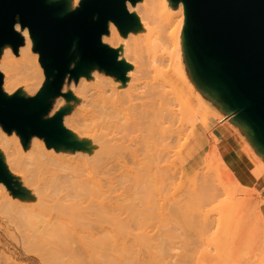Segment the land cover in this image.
Listing matches in <instances>:
<instances>
[{
    "label": "bare ground",
    "instance_id": "bare-ground-1",
    "mask_svg": "<svg viewBox=\"0 0 264 264\" xmlns=\"http://www.w3.org/2000/svg\"><path fill=\"white\" fill-rule=\"evenodd\" d=\"M64 1L67 11L79 2V0ZM179 5L183 12L182 24L179 30L176 27L170 31L166 20L172 11L171 0L134 2L127 0V10L136 18V30L121 32L115 23L110 22L109 33L102 36L104 44L117 47L118 61L124 66L123 73L108 71L107 74L114 75L111 79V75L108 76L105 71L87 72L84 68L79 80L70 84L67 99L61 97L55 100L53 111L51 110L52 113L57 110L62 113L59 129L61 136H66V142H41L40 139L32 141L31 154L22 159V162L25 159L33 161L31 163L25 161L24 166L35 164L34 167L31 165L30 173H26L25 168H23L25 171L22 170V165L12 155L3 153L4 160L0 155L4 165L7 164L15 172L16 182L22 188L17 192L18 194L9 197L10 195L1 185L3 192H0V198H4L6 206L13 208V212L10 210L13 216L9 215L10 217H6L5 220L15 230H21L25 225L31 228L32 234L25 240L26 242L39 246L40 237L46 234L54 242L56 249L59 247L72 254L74 252L72 244L77 242L79 249L86 250L88 222L85 221L91 215L120 213L130 209L132 214L145 213L141 211L143 207L146 208V215L151 213L154 170L160 168L156 165L154 157L156 149L175 154L186 151L189 154L194 149L202 147V138L194 133L200 123L197 109L206 102H212L214 106L215 96L204 89L205 85L200 80L204 79L202 76L194 79L192 83L186 74L185 58L183 59L185 50L182 51V46L179 45L187 44L188 13L184 2H180ZM15 28L24 39L18 55L22 59L20 64L30 63L33 80L24 85L16 83L17 56H14L7 47L0 63V68L4 71L3 88L7 93L18 89L19 93L23 91L26 95L35 94L44 100L47 77H44L38 62L30 58L34 40L28 27H22L17 22ZM204 81L207 82L206 79ZM213 88L215 92L213 94H219L217 88L214 86ZM190 128L191 131H187ZM1 140L5 143L9 142L5 136ZM15 145L22 153L21 146ZM262 146L264 148V144ZM34 172L38 173L41 182L33 183L28 178ZM204 175L197 180V183L196 180L191 181L195 183L193 186L198 185L197 188L194 187L197 191L193 189L190 192L191 189H188L192 188L190 184L187 192L184 191L186 188L182 190L185 194L189 190L188 195L190 194L193 199L189 201L188 195H186L188 198L184 197L185 194L181 195L182 188L175 186L176 188L172 190L179 188L181 194L177 189L178 195H181L182 199L180 197L177 200L179 196L171 191L172 200L171 198L170 200L173 202L176 196V203L180 199L182 201L183 197L186 203L188 200L187 205L184 200L180 201V205L178 203L180 215L187 217L186 222L191 224L194 219L196 223L202 217V220L199 219L202 223L198 221L199 223L196 224L201 225L200 228L205 226L203 227L205 229L203 220L208 216L205 213L203 214L206 216L200 214L196 209H200L205 204L207 207H204V212H207L208 204L217 198L218 194L217 192L214 194V188L217 190L218 186L213 183L214 179L210 178L209 174V179L202 184V179L207 178L203 177ZM173 177L171 184L176 180V177ZM199 181L202 185H199ZM32 186L34 192L30 188ZM43 186L50 187L51 191L44 193L41 189ZM126 190L127 192L124 193ZM137 190H141V193ZM123 193L126 195L128 193L129 197ZM137 195L143 197V200L147 199L143 202L139 197V200H142L139 204L143 202L141 206L139 205L141 209H138V204H133V201L138 199ZM196 196H199L198 200H202L199 201L202 203L199 206L195 200ZM203 198L210 202L207 203ZM212 198L213 200H210ZM191 205H194L197 213L193 211L194 208L193 210L190 208ZM176 206L172 207L176 208ZM134 207L140 211L134 212L136 210ZM181 207L188 209L183 210ZM178 208L174 211L177 212ZM131 211H129L130 215ZM184 211H188L189 214L186 212L187 216H185ZM194 214L199 215L195 218ZM75 217L78 218L80 227L69 229L64 226L65 223H73ZM190 218L194 219L189 220ZM96 243L101 247L103 240L99 239ZM47 258L45 261L48 260Z\"/></svg>",
    "mask_w": 264,
    "mask_h": 264
},
{
    "label": "rangeland",
    "instance_id": "rangeland-1",
    "mask_svg": "<svg viewBox=\"0 0 264 264\" xmlns=\"http://www.w3.org/2000/svg\"><path fill=\"white\" fill-rule=\"evenodd\" d=\"M80 1L81 0H79L77 5L72 9L77 8ZM171 1L172 11L166 21L169 23L170 31L176 27H178L179 30V26H181L183 19V12L179 3H183L184 1ZM110 22L114 23V21H109V23ZM136 25L137 23L133 24L126 31H123L118 25L117 26L121 32L127 33L135 31ZM22 45L20 47H22ZM34 46L35 45L32 47L30 58L33 61L36 60L38 62L44 77H46L45 71L40 63L39 53L34 50ZM179 46H182V51L185 50V54L183 53V59L185 58L184 65L186 68V74L189 80L194 83L197 70L195 58L188 43L186 45L180 44ZM7 47H9L14 56H17L16 61L18 64L15 68L16 83L24 85L31 82L33 80V74L31 73L32 69H30V63L27 62L26 65H21L20 63L22 62V59L18 56L19 50L15 53L9 44L4 45L0 50V63L5 55ZM114 49L117 50V47ZM74 64L75 63H73L72 66H74ZM89 70H96L97 72L105 71V69H101L96 64L91 65L87 72H89ZM106 71L105 73L107 74L108 71ZM0 72L4 77V71L1 68ZM107 75H111V79L114 78V75L112 74ZM78 78L74 79L70 78V76L66 78L61 94L50 99L51 107L45 118H52L59 113L58 110L52 113L54 101L61 97L67 99L69 96L70 84L79 80ZM2 89L7 96H13L16 94L26 97L35 96V94L26 95L23 91H21L20 93L22 94H20L18 89L13 90L10 93L5 92L3 86ZM214 96L217 98L218 94H214ZM214 107L215 106H213L212 102H206L197 109L200 123L194 133L202 138V147L194 149L189 153L190 155L186 151L180 154H175L174 152L156 149L154 157L156 159V165L160 168L154 170L153 187L151 190V213H147L146 215V208L141 207V209L139 207V205L141 206L147 199L145 198V200H143V197L142 199L137 195L138 199L135 200L136 202L133 201V204H138V209H141V211L143 210V212L145 211V213L140 212L132 214V209H130L127 211H120V213L91 215L90 218L85 221V223L88 222L86 224V236L88 239L86 250L79 249L77 242L72 244L74 248L72 254L67 253L59 247L56 249V245L54 246V242L50 240V237L48 238L46 234L40 237L41 241L39 246H34L31 243L26 242L25 240L30 234H32L31 228L25 225L21 230H15L12 225L6 223V217L13 216V208L6 206L7 203L4 201V198H0V264H264V158L261 159L256 156L260 161H257V159L253 160L254 166L250 172L252 180L244 179L240 176V172L233 168L234 160L236 159L235 156H232V158L229 156L223 157V155H220L219 153L218 145L223 134L216 130L219 118L221 117L217 108L214 109ZM232 115H234V113L228 116L224 115L222 119L228 118ZM187 131H191V128ZM3 136L8 138V143L1 140ZM37 139H40L41 142H45L44 138H40L36 135L31 136L25 141L16 130L7 132L2 125H0L1 158L3 160L5 159L3 153L12 155V157L22 165V170L25 168L28 171H24L30 173L32 166L34 167L35 164H31L32 166L25 164V167V161V163H31L33 161L25 159V161L23 160L22 162V159L31 154V142ZM244 139L250 146L247 138L244 137ZM15 144L21 146V149L23 150L22 153L20 150L16 149ZM34 162L36 161L34 160ZM5 166L8 174L13 179L12 188H8L4 182L0 181V192H3L1 188L3 186L6 193L10 195L9 197H12L15 196L14 194H18L17 192H20L19 190L22 188L20 185L18 186L16 182L17 176L15 172L12 171L7 164H5ZM204 173L211 175L210 178L213 177V183L218 186L217 190L214 188V194L217 192L218 195L216 200L214 199L213 202L211 201L212 203L208 204L207 209H210V211L207 210V212H210L209 214L206 211L204 212V209L207 207L204 204L205 202L203 203V207L201 206L200 209H196L200 214L204 216L207 214L208 216L207 218L205 217V219L203 217V224L206 225V228L204 229L203 227L205 226H203L202 229L200 228L201 225L196 224L202 217L200 216L201 218L198 220L196 219V223L194 218V220L190 218L189 220H193L194 222L191 221L193 222L192 224L187 223V217L180 215V206L178 208V203L180 205L182 199L181 195L185 194L182 191L183 188H186L184 191L187 192V188L191 185L192 188H188L191 189L190 192H192L193 189L196 190L198 185L193 186V184L197 183V180H200V177L204 175ZM208 174L203 176L207 178L202 179L203 181L201 180L202 184H205L204 181L209 179ZM173 176L176 177V180L173 181L175 182L174 184H171ZM28 178L31 179L33 183L41 182L40 176L36 172L32 173ZM261 178H263V181ZM193 180H196L195 183H193ZM201 183L199 185H202ZM207 183H209V181ZM175 186L182 188V194L179 188L177 189L180 193L177 189H175V191L172 190ZM33 187L34 186L30 187L32 191ZM41 189L44 193L51 191V188L47 186H43ZM129 190L131 191V189ZM171 191L173 193L176 192L174 194L177 195L178 193L181 194L180 196L178 195L179 197L176 196L177 200L181 197L178 203L175 201L176 197H174L175 200H173V202L171 201ZM126 192L127 190L124 193ZM139 192L137 193L139 194ZM188 193H186L184 197H186ZM197 194L200 196L199 193ZM124 195L128 196L129 194L127 193V195ZM142 195L144 196V193ZM139 197L143 200L141 204H139V201L142 200H139ZM188 197H186L188 200L192 198L190 197V194ZM198 197L197 199L194 198L196 202H198L197 206L202 204V200H198ZM213 198L210 200H213ZM13 199H15V197H13ZM203 199L207 200L205 198ZM188 200L187 203L184 200L186 203L185 205L189 204L190 200ZM199 201L201 202L199 203ZM174 202L176 204H174ZM206 202L208 203L210 201L207 200ZM174 205H177L176 208H178L177 212H179V215L174 211V209H176L172 207ZM191 206L190 208L192 210L194 208L193 211L195 212V207H197L196 204L195 207L194 205ZM134 209L136 208L134 207ZM181 209L186 210L188 208L186 207L184 209L181 207ZM10 210L12 211V214H10ZM201 210L203 211L202 213ZM129 211H131V215ZM136 211L140 210L136 209L134 212ZM188 211H184L185 216H187L186 212ZM187 214H189V212ZM196 215L198 216L199 214ZM196 215L194 214L193 216L196 218ZM201 220L199 222H201ZM205 220L207 221L206 224ZM78 222V218L75 217L73 223H65L64 226H67L69 229L72 227H80ZM208 222L209 225H207ZM136 223L139 224V226H136ZM101 226H103V228H101ZM99 239L103 240V245L101 247L96 243ZM154 253H157L158 255ZM50 257H53V259ZM46 258L50 261H45Z\"/></svg>",
    "mask_w": 264,
    "mask_h": 264
},
{
    "label": "water",
    "instance_id": "water-1",
    "mask_svg": "<svg viewBox=\"0 0 264 264\" xmlns=\"http://www.w3.org/2000/svg\"><path fill=\"white\" fill-rule=\"evenodd\" d=\"M181 1L188 13L187 43L197 63L195 77L206 79L201 78V83L213 96L216 87L219 94L214 98L233 106L264 144V0ZM126 2L81 0L77 8L67 11L64 0H0V50L9 44L17 53L24 40L15 25L28 27L47 77L43 100L7 96L0 72L4 130H16L25 141L36 135L45 142H66L59 129L62 113L45 118L50 99L61 94L68 76L77 79L91 65L123 73L117 51L104 44L102 36L108 34L109 21L123 31L136 23ZM0 181L12 188L13 179L1 159Z\"/></svg>",
    "mask_w": 264,
    "mask_h": 264
},
{
    "label": "crops",
    "instance_id": "crops-1",
    "mask_svg": "<svg viewBox=\"0 0 264 264\" xmlns=\"http://www.w3.org/2000/svg\"><path fill=\"white\" fill-rule=\"evenodd\" d=\"M214 106L217 108L221 117L219 118L216 128V130L223 134L218 145L220 155H223V157L229 156L231 158L232 156H235L236 159L234 160L233 168L240 172L242 178L252 180L250 172L254 166L253 160L257 159V161H260L256 156L261 159L264 158L263 144L248 129L236 109H234V107L227 101H217L215 99ZM233 113L234 115L222 119L224 115L228 116ZM244 137L247 138L252 148L245 141ZM261 180L263 181V178H261Z\"/></svg>",
    "mask_w": 264,
    "mask_h": 264
}]
</instances>
